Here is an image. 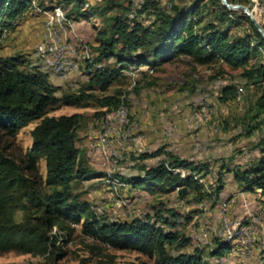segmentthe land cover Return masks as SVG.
Here are the masks:
<instances>
[{"label":"rangeland","instance_id":"1","mask_svg":"<svg viewBox=\"0 0 264 264\" xmlns=\"http://www.w3.org/2000/svg\"><path fill=\"white\" fill-rule=\"evenodd\" d=\"M195 1L197 0H86L84 10L87 16H81L76 20L72 15L77 16V11L70 15L71 18L67 16L73 8L72 3H68L67 0H32L29 7L20 11L15 18L5 17L11 24L2 31L0 57L22 56L26 60L23 66L25 70L37 69L35 64L40 61L41 71L52 70L59 76L57 77L62 83L61 86L57 85L59 96L64 93L77 92L83 89L89 80L90 72L85 64L71 59L77 67L70 69L69 72H58L50 66V56L44 51L50 40L45 31L44 20L49 24L56 9H61L71 24L61 31L63 47L66 52L68 51L67 58H76L69 54L74 48L80 54L79 58H84L85 52H89L92 58H104V64L114 67L117 65L115 60L118 56L110 52L107 56L104 53L105 47H108L106 40L112 37L113 18L126 19L128 17L130 21L134 20L133 15L137 13V22L149 26L156 18L153 13L155 8L173 13L174 6L187 7ZM229 2L252 7L251 10L256 17L259 16L258 19L264 26V0H232ZM203 3L206 7L203 9L204 21L201 26L208 22L215 23L220 28L229 26L233 38L254 33L252 26L254 22L243 10L228 9L227 12H232L231 19L237 22L230 26L229 20H224L220 16L224 6L222 0H204ZM121 48V43H117L115 52H120ZM42 52L43 57L40 55ZM144 54L142 50L138 51L135 56ZM147 57L152 58L151 54ZM192 58L180 55L161 66L143 68L147 72L130 71L128 77L118 78L104 92L98 89L85 91L100 98L99 100L107 95L120 96L129 108L134 140L128 142L126 149L122 151L120 162L116 165H113V159L104 148L92 149V151L87 144L89 141L91 145L92 138L90 139L89 135L91 133L94 135L95 131L98 132L101 118L116 107L108 109L102 107L97 99L87 98V104L83 107L62 106L48 115L81 114L82 127L79 130L78 139L81 158L85 159L84 166L99 175L75 183L73 196L90 202L97 216L106 221L145 218L154 216L157 212L171 215L174 210L182 217L193 214L191 221L186 223L182 231L195 243L196 249H199L197 244L200 232L205 229L209 230L204 224V217L208 219L207 214L213 211L218 214L221 208V205L216 203L217 200L215 202L214 198H206L200 203L188 202L180 199L177 191L164 193L155 190L151 194L141 188L134 189L124 181L120 180L125 184L121 186L116 180H111V176L118 179L119 177L144 176L145 172L141 166L143 164L157 165L163 156L141 159L140 155H136V149L142 146L147 150L146 152H153L163 147L177 156L193 158L192 161L210 162L212 172L207 175L206 180L204 179L208 189L215 192L219 179L222 178L225 188L221 195H225L223 197L220 195V199L230 201L228 203L229 216L230 211L239 208L241 194L238 193L243 191L240 187H230L231 183L235 184L232 170L235 167H246L259 161L262 152L258 148V142L264 137V111L258 107V101L264 92V80L257 83L251 82L247 80L244 73L246 70L264 66V49L261 54L254 56L247 66L240 68L229 67L223 62L201 65ZM55 76L51 74V80L59 83L60 81L56 80ZM226 85L238 86L235 99L226 101L220 98L222 89ZM203 103L210 106L211 112L207 113V124L195 130V123H189V120H192V114L199 111ZM39 123L40 120L30 123L15 137L5 139L1 147L7 154L21 160L33 145L32 131ZM206 127L209 129L208 136L205 138L203 130ZM212 137L215 140L213 142H216L214 145L210 144ZM198 139L207 140L206 147L199 152L192 151L191 145L195 144ZM102 158L105 159L106 166L102 164ZM39 172L45 180L47 171L44 161L39 164ZM126 172L130 175H124ZM243 193L247 197L256 195L264 199V196L259 194ZM216 217L220 222L218 223L221 225L218 227L220 229L222 223L218 215ZM230 218L234 219L232 216ZM239 221H246V224L250 225L251 216H244ZM74 227L75 231L71 238L67 239L66 235L60 234L58 248L54 254L0 252V264H154L155 262L154 257L137 251L118 250L107 246L99 249L92 238L81 232V225H74ZM56 232L58 229L54 230V234ZM213 233H211L212 236L207 246L200 249L205 253L209 252L211 241L219 240L215 232ZM262 234L264 236V230L257 229L259 239H255L252 246L255 245L264 254ZM186 250L190 251V247ZM245 252L251 254V248ZM205 257L208 261L210 254H206Z\"/></svg>","mask_w":264,"mask_h":264},{"label":"trees","instance_id":"2","mask_svg":"<svg viewBox=\"0 0 264 264\" xmlns=\"http://www.w3.org/2000/svg\"><path fill=\"white\" fill-rule=\"evenodd\" d=\"M86 0H67L73 8L68 18L77 11L76 20L87 16ZM232 1V0H229ZM32 0H0V37L11 22L5 17L15 18L29 7ZM197 0L187 7L174 6L168 13L155 8L156 18L149 26L137 22V13L130 18L112 19V37L106 40L104 53L118 56L117 65L104 64V58L88 60L89 80L83 89L59 96V87L50 80V73L38 69L25 70L26 60L22 56L0 57V252L17 251L34 255L54 254L58 248L60 234L72 237L74 225H81V232L102 246L118 250H132L154 257V264H212L200 249L187 251L192 240L179 226L189 223L193 214L182 217L175 210L171 215L157 212L154 216L133 220L106 221L100 219L88 201L73 196L74 184L99 175L91 172L81 158L78 146L81 114L50 116L51 111L62 106L83 107L87 98L99 101L102 107H116L125 100L116 95L97 98L91 91H107L120 77L143 68H155L174 60L180 55L193 57L201 65L223 62L229 67H245L264 49V36L252 23L254 33L233 38L228 27L220 28L208 22L203 26L206 4ZM252 9V7H250ZM224 5L220 16L231 19ZM259 18V16H257ZM132 22V23H131ZM135 22V23H134ZM121 43L120 52L115 46ZM144 55L135 56L138 51ZM151 54L152 58H148ZM110 59V58H105ZM98 65H101L98 67ZM244 76L251 82L264 80V66L246 70ZM238 86L223 87L220 98L235 99ZM264 111V92L258 101ZM113 110L111 112H113ZM40 120L33 129V145L24 158L18 160L1 147L5 139L15 137L30 123ZM262 156L255 164L235 167L232 172L243 192L264 196V137L258 142ZM164 150L145 152L141 159L159 157ZM41 161L46 165V178L39 172ZM144 176L118 179V184H129L134 189H143L151 194L177 191L182 200L200 203L206 198L220 199L225 184L219 179L215 192L208 189L200 179L212 172L209 162H196L168 154L157 165L141 166ZM176 168L188 171L186 177L176 173ZM193 173L198 174L196 178ZM121 180V181H120ZM183 220V221H181ZM58 232L54 234V230ZM234 244L216 240L209 252L211 257H223L234 250ZM55 248V249H54ZM175 251V252H173ZM36 264V263H29Z\"/></svg>","mask_w":264,"mask_h":264},{"label":"bare ground","instance_id":"3","mask_svg":"<svg viewBox=\"0 0 264 264\" xmlns=\"http://www.w3.org/2000/svg\"><path fill=\"white\" fill-rule=\"evenodd\" d=\"M67 25L69 26L71 25L70 21L67 19V16L64 15L62 10L58 8L54 11V14L51 16L50 22L47 26V31H46V34L48 38H50V40L48 42L46 50L44 51H46L45 53H47L50 56L49 58L50 66L53 67L58 72H69L70 69L76 68L77 67L76 63L72 62L71 59H76L78 61L83 62L84 64H86L88 60L93 59L89 52H85L86 56L84 58H79L78 56L80 54L74 48L70 50L69 54H71L72 56L76 58H67L68 51L66 52V49H64L63 46H59V40H58L59 33L61 34V31L65 30V27ZM40 55L43 57V52ZM121 115L122 117L120 118L119 127H113L112 134H105V139H107L108 141L107 151L109 153V156L113 159L114 165L120 162L121 160L120 158L123 155L122 150H125V149H119L116 143L120 142L124 138H130L133 135V123L131 122L129 108L126 105V103L124 101L121 102L116 110H114L113 112H108L106 115H104L98 124V127H99L98 135H99V132L101 131V127H103V123H107V118L118 117ZM90 144L92 145V140ZM99 148L100 146H96L95 149H99ZM137 149H142V148L141 146H139ZM136 155H141V153H136ZM175 171L176 173L181 174L182 177H186L188 173L185 169H182V168H176ZM193 174L196 178H199L198 174L196 173H193ZM200 181L204 183V179L201 178ZM219 212L221 213V208ZM225 217L226 219L221 217V214H220L222 227L218 229L217 231H215L217 238H219L220 241H224V242L231 243L234 245L235 244L240 245L239 242L241 241V233L232 232V234L228 235V221H233V219L230 218L229 216V207L225 208ZM249 226L250 225L246 224V221L238 222V229H247ZM263 230L264 229H262V231ZM208 236H209V231L202 232V236L199 238V243L197 244V248L204 249ZM254 243H255V236L246 235V241L240 247L245 251L247 250L249 251ZM208 261L210 263H213V258L210 257ZM218 261L224 262L225 260L221 258V259H218Z\"/></svg>","mask_w":264,"mask_h":264},{"label":"built area","instance_id":"4","mask_svg":"<svg viewBox=\"0 0 264 264\" xmlns=\"http://www.w3.org/2000/svg\"><path fill=\"white\" fill-rule=\"evenodd\" d=\"M44 24L45 31H47L48 22L44 20ZM58 40L59 46H64L61 41L60 33L58 35ZM202 105L203 106L199 111L195 112V114H192V120H189V123H195V130L200 129L207 124V113L211 112L210 106L208 104L203 103ZM122 115L118 117L107 118V123H103V127H101L99 135H92V133L89 135V137L92 138V145H90L91 149H95L96 146H107V143L105 142V134H112L113 127H119L120 118L122 117ZM133 140L134 137L131 140H127V144L128 142ZM136 153H143V149H136ZM239 198L240 210L239 212L234 214L233 221H228V235L232 234V232L241 233V241L239 242V244L240 246H242V244H244V242L246 241V235H254L255 239H259V236H257V229H264V201L256 195H250V197L239 196ZM229 202L230 201H227V199L217 200V204L221 205V217H223L224 219H226L225 208H228ZM244 216H251V224L247 229H238L239 219L243 218Z\"/></svg>","mask_w":264,"mask_h":264},{"label":"crops","instance_id":"5","mask_svg":"<svg viewBox=\"0 0 264 264\" xmlns=\"http://www.w3.org/2000/svg\"><path fill=\"white\" fill-rule=\"evenodd\" d=\"M39 61V60H38ZM35 66L37 67V69L38 70H41V67H40V61L38 62V64H35ZM50 72V80H51V74H55L56 76H55V78H56V80H58V81H60L59 80V76L57 75V73H55V72H53L52 70H50V71H48V73ZM58 76V77H57ZM51 82L53 83V84H55L56 86L58 85V86H61V81L58 83V82H53L52 80H51ZM208 129H209V127H206L203 131L205 132V138L208 136ZM94 133V135H98V132L97 131H95V132H93ZM91 139V138H90ZM131 139H133V135L130 137V138H124V139H122L120 142H118V143H116V145H117V147H119V149H126V144H127V140H131ZM213 141H215V140H213V137L211 138V142H210V144H215ZM105 142L107 143L108 141H107V139H105ZM87 144H88V146L90 147V145H89V141L87 142ZM183 144V143H182ZM181 144V145H182ZM206 144H207V140L206 141H204V139H198L196 142H195V144H192L191 146L193 147V149H192V151H196V152H199V151H201V150H203V148L204 147H206ZM184 145V144H183ZM100 148H104L106 151H107V146L106 147H103V146H100ZM141 148L143 149V153H145L147 150L144 148V147H142L141 146ZM160 149H163L164 150V152H163V154L161 155V156H163V158H166L167 156H168V154H170V153H172V154H174L172 151H169V150H166V148H163V147H161V148H158L157 150H160ZM90 150H92L91 148H90ZM100 150V149H99ZM157 150H155V151H157ZM93 151V150H92ZM123 151V150H122ZM155 151H153V152H155ZM143 153H141V154H143ZM176 155V154H175ZM160 157V156H159ZM178 157H181V156H178ZM181 158H183V159H190V160H193V158H187V157H184V156H182ZM102 164L104 165V166H106L105 165V163H104V160L105 159H103L102 158ZM210 163V162H209ZM241 163V162H240ZM239 163V164H240ZM108 164V163H107ZM114 165V164H113ZM117 169V168H116ZM126 170V169H125ZM187 171V170H186ZM188 172V171H187ZM127 174H129V172H126V174H124V175H127ZM130 175V174H129ZM235 179V178H234ZM204 183L206 184V182H205V180H204ZM234 183L235 184H230V187H240V185H239V183L236 181V179L234 180ZM122 186V185H121ZM227 186V185H226ZM225 188V187H224ZM239 195L241 194V197H247V195L245 194V193H243V192H239L238 193ZM248 194H253V193H248ZM223 195H225V194H222L221 195V197H223ZM220 197V198H221ZM248 197H250V196H248ZM263 199V198H262ZM263 201H264V199H263ZM217 203V202H216ZM239 210H240V208H238L237 210H235V209H233L232 211H230L231 213H230V216H232L233 218H234V214H236L237 212H239ZM220 211V210H219ZM218 215V217H219V219H220V212H218V214H215L214 213V211H213V213L212 212H210L209 214H207V216H208V219H211V220H208L207 219V217H204L205 218V222H204V224L208 227V229L209 230H207V229H205V230H202L200 233V236H199V238L202 236V232H204V231H209V236H208V239H207V242H206V245H205V247L207 246V244H208V242H209V240H210V237L212 236V234H214L213 232H215V230H217L218 229V227L219 226H221V225H218V223H220L219 222V220L217 219V216ZM193 216V215H192ZM243 218H241V219H239V220H242ZM181 221H183V220H181ZM220 221H221V219H220ZM185 225L186 224H184V226L182 225V226H179L178 227V229H184V227H185ZM189 230V229H188ZM188 232V231H187ZM212 233V234H211ZM194 235H196V234H194ZM215 235H216V233H215ZM262 236H263V234H262ZM217 237V236H216ZM263 238V240H264V236L262 237ZM236 245H238V244H236ZM216 246V241L215 242H213V241H211L210 242V246H209V252L210 251H212V249L214 248ZM204 247V248H205ZM242 248H240V245L239 246H235L234 247V250L230 253V254H227V257L226 256H223V257H212L213 258V263L212 264H248V261H249V264H264V254L263 253H261V250L259 249V248H256L255 246H252L251 247V254H246V252H245V250H241ZM194 250H196V247H195V243L192 241V244H191V246H190V251H194ZM209 252H207V253H205V255L206 254H209ZM245 252V253H244ZM250 255V256H249ZM248 256H249V258H248ZM211 257V256H210ZM221 258H223L225 261L224 262H220V261H218V259H221ZM212 262V261H211Z\"/></svg>","mask_w":264,"mask_h":264},{"label":"water","instance_id":"6","mask_svg":"<svg viewBox=\"0 0 264 264\" xmlns=\"http://www.w3.org/2000/svg\"><path fill=\"white\" fill-rule=\"evenodd\" d=\"M224 5L230 9V10H236V9H241L243 10L246 14H248L252 21L254 22L255 26L259 30V32L264 36V26L262 25L261 21L256 17L254 12L247 6L241 5V4H234L229 2V0H222Z\"/></svg>","mask_w":264,"mask_h":264}]
</instances>
